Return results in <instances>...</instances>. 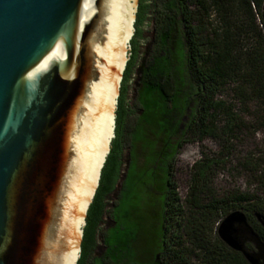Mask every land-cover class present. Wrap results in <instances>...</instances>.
<instances>
[{
    "label": "water",
    "instance_id": "95a60500",
    "mask_svg": "<svg viewBox=\"0 0 264 264\" xmlns=\"http://www.w3.org/2000/svg\"><path fill=\"white\" fill-rule=\"evenodd\" d=\"M139 1L0 0V264L78 263L116 136ZM151 11L126 93L127 133L140 66L157 44ZM122 162L98 245L128 168V145ZM244 222L232 212L218 235L250 264H264L234 235V223Z\"/></svg>",
    "mask_w": 264,
    "mask_h": 264
},
{
    "label": "trees",
    "instance_id": "16d2710c",
    "mask_svg": "<svg viewBox=\"0 0 264 264\" xmlns=\"http://www.w3.org/2000/svg\"><path fill=\"white\" fill-rule=\"evenodd\" d=\"M150 1H139L135 23L137 28L131 41L134 54L128 61L122 82L116 136L102 171L100 185L88 210L82 255L77 264L84 263L86 246L95 242L98 225L107 212V198L120 179L121 148L124 145L136 147L137 142L145 141L140 128L126 132L127 115L132 113L127 110L126 85L135 66V44L142 36L141 26L151 11ZM151 12L155 23L154 39L163 54L160 59L146 61L140 66L142 87L137 101L141 110L148 99L170 106L180 96L178 87L173 85L168 74L169 70L166 71L171 57V30L175 22L179 21L181 32L175 54L180 53L181 64L186 71L189 91L184 97L185 110L190 102L193 103L180 139L189 134L197 138L230 137L237 130L246 128L237 112V104L252 115L260 129H264V0H161ZM182 83H185L184 79ZM227 90L230 101L222 96ZM165 115L161 118H165ZM220 117L224 119L221 125ZM141 121L148 126L147 119ZM171 122L172 117L166 121L168 124ZM179 125L177 120L178 129ZM178 148L179 141L176 142ZM165 151L166 148L162 153ZM196 165L198 172L184 200L178 196L176 185L169 181V169L165 181H162V174L158 176L159 190L156 197L160 199L155 200L159 205L155 219L158 225V251L161 253L152 264H250L242 251L230 248L218 235L222 218L231 212L245 215V222L238 223L234 233L243 250L264 261V168H254L262 187L260 193L234 191L226 196L215 197L213 194L209 196L206 191L209 182L206 169H209L210 164L201 161ZM141 187L147 189V184L142 182ZM203 194L209 198H200ZM120 204L118 195L113 208L109 210L111 218L113 209ZM110 239L103 231L102 241L106 251L103 262L97 264H128V253L122 247L125 244L110 245Z\"/></svg>",
    "mask_w": 264,
    "mask_h": 264
},
{
    "label": "rangeland",
    "instance_id": "374dc122",
    "mask_svg": "<svg viewBox=\"0 0 264 264\" xmlns=\"http://www.w3.org/2000/svg\"><path fill=\"white\" fill-rule=\"evenodd\" d=\"M160 2L161 0L157 1V6ZM171 31V57L166 71L169 70L168 74L173 85L178 87L180 96L170 106L167 103H157L153 99H148L141 110L137 101L142 87L140 76L134 98L130 132L136 128L142 129L145 141L144 143L137 142L136 147L128 148L129 160L124 177V187L121 185L118 192L121 204L115 207L109 228L107 227L105 231L111 237L108 244H125V247H122L128 253V264H152L156 257L159 242L158 225L155 218L159 212V205L155 203V200L160 198L156 197L157 193L151 185L156 181L154 180L156 172L161 171L162 181L166 180L169 164L172 163L171 179L177 187L176 191L181 200L186 198L189 186L199 169L196 164L201 161L204 164H210L209 169H206L209 179L206 191L209 196L213 194L215 197H222L234 191L249 194L262 191L254 168L256 166L264 168L262 163L264 160V129H260L254 123L252 115L247 114L241 105L237 104V112L247 127L237 130L230 137L220 135L219 137L197 138L189 134L180 139L182 128L188 121V114L193 103L190 102L185 110L186 99L184 97L189 91L187 90L188 84H186V71L181 64L180 53L175 54L181 32L179 21L175 22ZM162 54L156 44L148 62L160 59ZM183 79L185 83H182ZM222 96L230 101L228 90L224 91ZM164 114H166L165 118L162 119ZM142 117L147 119L148 126L141 121ZM170 117H172V122L168 124L166 121ZM177 120L180 122L179 129ZM223 122L224 119L220 117L219 125ZM177 141L180 143L178 149H176ZM164 148H166L165 153H152ZM142 182L147 184V189L141 187ZM208 195L203 194L200 198L207 200ZM226 216L222 218V221ZM237 224L234 223L233 227L235 228ZM104 249L100 241L95 256L102 253Z\"/></svg>",
    "mask_w": 264,
    "mask_h": 264
},
{
    "label": "flooded vegetation",
    "instance_id": "af4514ba",
    "mask_svg": "<svg viewBox=\"0 0 264 264\" xmlns=\"http://www.w3.org/2000/svg\"><path fill=\"white\" fill-rule=\"evenodd\" d=\"M149 13H150V11H149ZM149 13L146 15V18H145V20L148 18V15H149ZM145 22V21H144ZM144 22H143V24H144ZM143 24H142V26H143ZM142 26H141V28H142ZM137 28V27H136ZM143 38V30H142V36L136 41V50H137V58H136V62H135V66L137 65V62H138V53H139V46H140V41H141V39ZM131 46H132V50H131V56H130V59L133 57V54H134V45H132L131 44ZM135 66L133 67V70H134V68H135ZM133 70H132V73L129 75V79H128V82H127V85H126V93H127V91H128V88H129V86H130V83H131V80H132V76H133ZM126 96H127V94H126ZM126 103H127V97H126ZM127 105V104H126ZM127 110H129V108H127ZM130 115H131V113L130 114H128L127 115V119L130 117ZM126 119V120H127ZM124 148H125V145L121 148V153H120V156H119V159H120V162H121V167H122V164H123V154H124ZM129 148V147H128ZM163 150L164 149H161L160 151H158V153L159 152H163ZM129 152V151H128ZM157 153V152H156ZM128 155H129V153H128ZM129 160V159H128ZM173 160H174V157H173ZM173 160H172V162H173ZM127 165H128V162H127ZM127 167V166H126ZM171 167H172V163L171 164H169V167L167 168V170L169 169V172L167 173L168 175H169V181H170V183L171 184H173V181H172V179H171ZM120 174H121V171H120ZM159 174H160V177H161V171H159V172H156L155 173V175H154V180H156V181H154V184L153 185H151V187L153 188V190L158 194V188H157V181H158V179H159ZM124 180V179H123ZM115 189V188H114ZM114 191V190H113ZM157 204V203H156ZM157 216V215H156ZM103 223V217H102V221L100 222V224L98 225V228H97V233H96V237H95V242L94 243H89L88 244V246H86V252H87V257H86V259H85V261H84V263L83 264H97V263H102L103 262V259H104V254H105V251H106V247H105V245L103 244V241H102V239H101V242H102V244L104 245V251L102 252V253H99L97 256H95V253H96V248H97V246H98V241H97V236H98V234H99V231H100V227H101V224ZM157 223V222H156ZM109 228V227H108ZM160 253L161 252H156V254H155V256H156V258L158 259L159 258V256H160ZM81 255H82V252H81ZM81 257V256H80Z\"/></svg>",
    "mask_w": 264,
    "mask_h": 264
}]
</instances>
